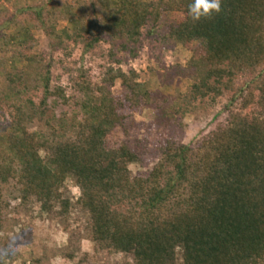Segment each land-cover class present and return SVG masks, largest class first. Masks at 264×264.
<instances>
[{
	"label": "trees",
	"instance_id": "trees-1",
	"mask_svg": "<svg viewBox=\"0 0 264 264\" xmlns=\"http://www.w3.org/2000/svg\"><path fill=\"white\" fill-rule=\"evenodd\" d=\"M33 2L20 10L28 18L13 14L0 21V53H10L0 58V113L11 108L10 121L0 120V212L2 188H8L23 204L34 198L45 213L58 206L67 214L73 204L61 187L72 178L80 189L75 205L101 250L131 254L134 264H264V0H222L221 13L199 21L188 14L193 0ZM174 13L178 19L163 22ZM60 17L67 22L62 29ZM162 23L167 40L200 45L187 65L191 98L213 102L235 90L238 105L196 147L168 141L147 173L132 175L129 165L140 153L112 137L125 126V106L155 105L151 92L133 73L111 70L97 85L74 79L66 95L51 86V63L23 50L36 44L37 28L52 50L64 49L67 40L90 50L122 39L120 47L127 48L144 27L152 34ZM238 76L243 80L235 89ZM117 80L122 98L113 90ZM29 82L42 91L40 114L50 99L72 109L69 119L46 131L31 129L38 111L24 98ZM164 114L159 108V121L168 118Z\"/></svg>",
	"mask_w": 264,
	"mask_h": 264
},
{
	"label": "rangeland",
	"instance_id": "rangeland-1",
	"mask_svg": "<svg viewBox=\"0 0 264 264\" xmlns=\"http://www.w3.org/2000/svg\"><path fill=\"white\" fill-rule=\"evenodd\" d=\"M33 4V0H0V21L13 14L19 19L28 18L30 15L20 10ZM178 18L179 14L174 13L165 16L163 22ZM56 23L58 29L67 25L63 17L57 18ZM148 29L149 26L144 27L139 40L128 42L127 48L120 47L121 43L125 44L124 39L116 40L113 46L111 42L101 41L90 50H85L81 41L67 40L64 49L52 50L45 32L37 28L32 30L36 44L32 49L23 50L27 55H42L51 63V86L63 87L66 95L72 93L74 79L82 77L97 85L111 70H121L130 77L133 73V80L151 92L153 103L158 106L135 111L125 106L122 110L127 116L125 126L112 137L116 142H128L140 153V161L129 165L132 175L147 173L168 141L196 147L203 137L223 126L230 111H236L238 105V100H232L235 90H224L213 102L210 98H191L193 77L187 65L192 50L201 49L200 45L196 42L181 45L167 40L164 23L155 27L152 34ZM9 55L0 53L2 62ZM0 80L3 87L1 76ZM242 80L240 76L235 79V89ZM26 87L24 98L31 99L38 111L29 124L31 129L46 131L49 124L57 126L69 119L72 109L62 103L53 105L50 99L45 106L47 112L40 114L42 91L34 90L31 82ZM113 90L123 97L125 89L118 80ZM159 108H164L168 117L163 121L156 116ZM10 111L11 108H3L2 123L10 121ZM61 193L73 204L67 214H61L58 206L52 213H45L34 198L23 204L8 188H2L1 202L6 205L0 212V264H134L131 254L101 250L92 241L87 216L75 205L80 189L72 178L66 179Z\"/></svg>",
	"mask_w": 264,
	"mask_h": 264
},
{
	"label": "clouds",
	"instance_id": "clouds-1",
	"mask_svg": "<svg viewBox=\"0 0 264 264\" xmlns=\"http://www.w3.org/2000/svg\"><path fill=\"white\" fill-rule=\"evenodd\" d=\"M222 0H193L188 6V14L194 21L202 18L211 19L222 11Z\"/></svg>",
	"mask_w": 264,
	"mask_h": 264
}]
</instances>
